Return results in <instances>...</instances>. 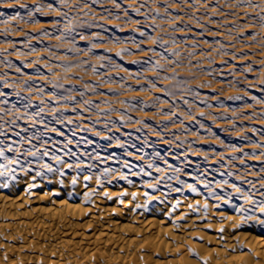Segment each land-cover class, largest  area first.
Listing matches in <instances>:
<instances>
[{
  "label": "rangeland",
  "instance_id": "374dc122",
  "mask_svg": "<svg viewBox=\"0 0 264 264\" xmlns=\"http://www.w3.org/2000/svg\"><path fill=\"white\" fill-rule=\"evenodd\" d=\"M251 1L0 0V139H19L13 155L28 162L31 148L100 169L108 155H143L185 175L212 158L261 200L264 63L244 27L258 16L242 7Z\"/></svg>",
  "mask_w": 264,
  "mask_h": 264
},
{
  "label": "bare ground",
  "instance_id": "6f19581e",
  "mask_svg": "<svg viewBox=\"0 0 264 264\" xmlns=\"http://www.w3.org/2000/svg\"><path fill=\"white\" fill-rule=\"evenodd\" d=\"M242 7L258 13L244 27L262 65L264 0ZM19 150V139H0V264H264V198L212 158L184 175L160 156L162 165L112 154L100 169L31 148L28 162Z\"/></svg>",
  "mask_w": 264,
  "mask_h": 264
},
{
  "label": "snow or ice",
  "instance_id": "6c2138e0",
  "mask_svg": "<svg viewBox=\"0 0 264 264\" xmlns=\"http://www.w3.org/2000/svg\"><path fill=\"white\" fill-rule=\"evenodd\" d=\"M0 95H3V94L0 93ZM9 150H11V149H9ZM32 155H35V153H32ZM45 155H47V153H45ZM0 156H3V151H0ZM57 162L60 163L59 160H57ZM46 167H47V166H46ZM48 171H52V169L49 167V168H48ZM2 175H4V173H3V171H0V176H2ZM72 183L75 184L76 181L73 180ZM89 198H90V197H88V196L85 197L86 200L89 199ZM205 207H207V206L205 205ZM261 210L264 211V208H262Z\"/></svg>",
  "mask_w": 264,
  "mask_h": 264
}]
</instances>
